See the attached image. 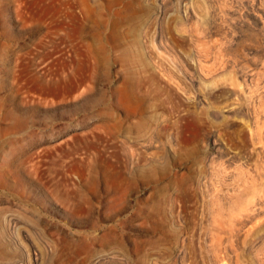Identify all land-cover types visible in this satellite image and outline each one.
<instances>
[{
	"label": "rangeland",
	"instance_id": "rangeland-1",
	"mask_svg": "<svg viewBox=\"0 0 264 264\" xmlns=\"http://www.w3.org/2000/svg\"><path fill=\"white\" fill-rule=\"evenodd\" d=\"M0 264H264V0H0Z\"/></svg>",
	"mask_w": 264,
	"mask_h": 264
},
{
	"label": "bare ground",
	"instance_id": "bare-ground-1",
	"mask_svg": "<svg viewBox=\"0 0 264 264\" xmlns=\"http://www.w3.org/2000/svg\"><path fill=\"white\" fill-rule=\"evenodd\" d=\"M210 2V1H209ZM212 23V22H211ZM212 27V26H211ZM253 104V103H252ZM255 129V128H254Z\"/></svg>",
	"mask_w": 264,
	"mask_h": 264
}]
</instances>
